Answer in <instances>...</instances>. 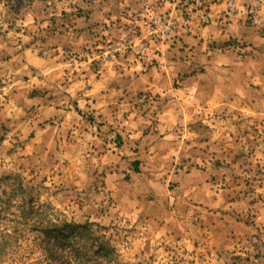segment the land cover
Masks as SVG:
<instances>
[{
  "label": "rangeland",
  "instance_id": "1",
  "mask_svg": "<svg viewBox=\"0 0 264 264\" xmlns=\"http://www.w3.org/2000/svg\"><path fill=\"white\" fill-rule=\"evenodd\" d=\"M256 8L0 0V177L46 217L89 221L124 264H264ZM24 231L0 264H57Z\"/></svg>",
  "mask_w": 264,
  "mask_h": 264
},
{
  "label": "trees",
  "instance_id": "2",
  "mask_svg": "<svg viewBox=\"0 0 264 264\" xmlns=\"http://www.w3.org/2000/svg\"><path fill=\"white\" fill-rule=\"evenodd\" d=\"M11 178L13 183H7ZM0 186H4L0 189V221L10 216L15 223L14 229L0 230V249L17 243L26 235L24 229L31 227L38 232L31 247L39 245L41 253L57 264H124L110 240L96 233L89 221L46 217L43 204L36 203L29 187L12 174L1 176Z\"/></svg>",
  "mask_w": 264,
  "mask_h": 264
},
{
  "label": "built area",
  "instance_id": "3",
  "mask_svg": "<svg viewBox=\"0 0 264 264\" xmlns=\"http://www.w3.org/2000/svg\"><path fill=\"white\" fill-rule=\"evenodd\" d=\"M258 2L259 4H262L264 3V0H258ZM251 18L255 23H261L264 20V17L259 14V10L257 8L252 11Z\"/></svg>",
  "mask_w": 264,
  "mask_h": 264
},
{
  "label": "crops",
  "instance_id": "4",
  "mask_svg": "<svg viewBox=\"0 0 264 264\" xmlns=\"http://www.w3.org/2000/svg\"><path fill=\"white\" fill-rule=\"evenodd\" d=\"M222 6L223 4L222 3H216L213 5V14L215 15L216 19L214 21H223L221 18H220V10L222 9Z\"/></svg>",
  "mask_w": 264,
  "mask_h": 264
}]
</instances>
